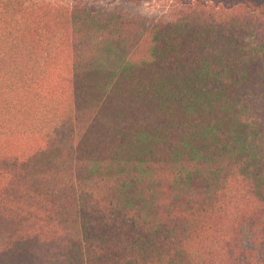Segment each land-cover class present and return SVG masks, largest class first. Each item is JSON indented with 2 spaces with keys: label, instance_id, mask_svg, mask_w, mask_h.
Instances as JSON below:
<instances>
[{
  "label": "trees",
  "instance_id": "1",
  "mask_svg": "<svg viewBox=\"0 0 264 264\" xmlns=\"http://www.w3.org/2000/svg\"><path fill=\"white\" fill-rule=\"evenodd\" d=\"M0 264H264V0H0Z\"/></svg>",
  "mask_w": 264,
  "mask_h": 264
},
{
  "label": "rangeland",
  "instance_id": "2",
  "mask_svg": "<svg viewBox=\"0 0 264 264\" xmlns=\"http://www.w3.org/2000/svg\"><path fill=\"white\" fill-rule=\"evenodd\" d=\"M89 1L96 6H106L107 4L112 3L114 0H89ZM164 9L165 7L162 3L151 2V3H145L139 8L133 9L132 11L135 13L152 16L162 13Z\"/></svg>",
  "mask_w": 264,
  "mask_h": 264
}]
</instances>
